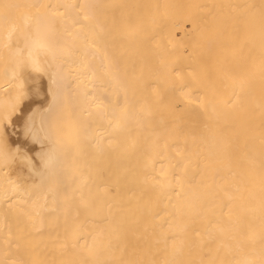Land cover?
Instances as JSON below:
<instances>
[{"label": "bare ground", "instance_id": "6f19581e", "mask_svg": "<svg viewBox=\"0 0 264 264\" xmlns=\"http://www.w3.org/2000/svg\"><path fill=\"white\" fill-rule=\"evenodd\" d=\"M0 264H264V0H0Z\"/></svg>", "mask_w": 264, "mask_h": 264}]
</instances>
